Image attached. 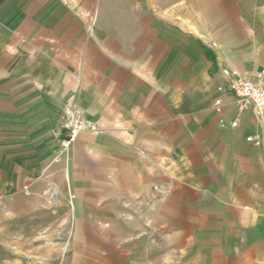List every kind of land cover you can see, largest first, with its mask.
I'll return each instance as SVG.
<instances>
[{"label":"crops","instance_id":"obj_1","mask_svg":"<svg viewBox=\"0 0 264 264\" xmlns=\"http://www.w3.org/2000/svg\"><path fill=\"white\" fill-rule=\"evenodd\" d=\"M224 69L264 70V0H0L2 218L68 205L106 262L264 264V114ZM69 105L99 130L58 155Z\"/></svg>","mask_w":264,"mask_h":264},{"label":"rangeland","instance_id":"obj_2","mask_svg":"<svg viewBox=\"0 0 264 264\" xmlns=\"http://www.w3.org/2000/svg\"><path fill=\"white\" fill-rule=\"evenodd\" d=\"M29 215L0 214V264H165L160 248L149 261L148 248L134 254L132 245L119 261H101V247L90 243V231L68 205L60 213L44 207Z\"/></svg>","mask_w":264,"mask_h":264},{"label":"built area","instance_id":"obj_3","mask_svg":"<svg viewBox=\"0 0 264 264\" xmlns=\"http://www.w3.org/2000/svg\"><path fill=\"white\" fill-rule=\"evenodd\" d=\"M212 45L214 46L215 43ZM223 74L226 77V84L219 85L218 89L230 93L239 109L251 107L256 115L262 116L264 114V70L256 71L252 77L248 78L238 77L236 71L229 69H224ZM219 104L218 99L215 105ZM232 125L236 126L237 121H234ZM98 130L99 126L88 120L80 107L76 105L65 107L59 125L60 139L57 154L67 153L82 131L96 132ZM247 140L255 145L262 143L259 136H249Z\"/></svg>","mask_w":264,"mask_h":264}]
</instances>
